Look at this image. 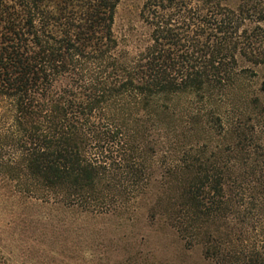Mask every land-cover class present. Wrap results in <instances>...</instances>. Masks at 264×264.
Returning <instances> with one entry per match:
<instances>
[{
    "label": "trees",
    "instance_id": "16d2710c",
    "mask_svg": "<svg viewBox=\"0 0 264 264\" xmlns=\"http://www.w3.org/2000/svg\"><path fill=\"white\" fill-rule=\"evenodd\" d=\"M119 1L0 0V185L119 217L162 146L177 194L150 219L211 264H264V110L220 112L264 69V0H142L149 44L132 58L113 33ZM196 122L206 141L179 145Z\"/></svg>",
    "mask_w": 264,
    "mask_h": 264
},
{
    "label": "rangeland",
    "instance_id": "374dc122",
    "mask_svg": "<svg viewBox=\"0 0 264 264\" xmlns=\"http://www.w3.org/2000/svg\"><path fill=\"white\" fill-rule=\"evenodd\" d=\"M141 7L142 0H120L115 12L114 37L130 58L149 44L150 32L141 20ZM263 83L264 69L231 91L220 112L228 116L232 112L253 114L261 108L263 112ZM254 98L259 100L257 108L249 105ZM178 108L183 111L176 109L171 116L176 125L186 116L182 114L185 105L180 103ZM196 123L194 133L188 134L185 127L178 129L179 145L206 141V134L200 130L202 123ZM257 130L264 140V120ZM162 150L161 146L153 160L151 187L134 191V196H129V208L119 217L92 219L41 203L30 191L15 188L14 182L0 185V260L7 264H211L204 261L200 247L184 249L163 220L149 217L151 211L164 212L177 194L176 180L163 174Z\"/></svg>",
    "mask_w": 264,
    "mask_h": 264
}]
</instances>
